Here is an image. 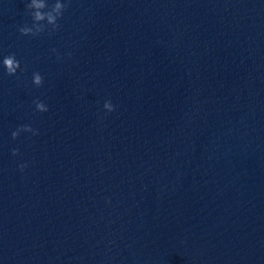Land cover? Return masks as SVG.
<instances>
[{
    "label": "water",
    "instance_id": "95a60500",
    "mask_svg": "<svg viewBox=\"0 0 264 264\" xmlns=\"http://www.w3.org/2000/svg\"><path fill=\"white\" fill-rule=\"evenodd\" d=\"M27 3L0 0V264H264V0H71L39 36Z\"/></svg>",
    "mask_w": 264,
    "mask_h": 264
},
{
    "label": "clouds",
    "instance_id": "9594fccd",
    "mask_svg": "<svg viewBox=\"0 0 264 264\" xmlns=\"http://www.w3.org/2000/svg\"><path fill=\"white\" fill-rule=\"evenodd\" d=\"M70 3L71 0H68V2H65V0H54V2L50 5L48 0H30V3H27L26 7L32 16L33 23L31 25L25 23L23 26L19 27V32L22 35L39 36L47 30L49 34H52L61 27L59 21L63 17L65 10L69 7ZM53 51L56 50L53 49ZM2 64L9 76L16 75L18 70L21 72L26 70L21 67V62L16 58L15 53H10L5 56L2 60ZM33 83L37 87L42 86L44 83V77L39 72H34ZM34 103L36 105V109L40 112H46L49 110L48 105L43 101L35 100ZM115 107L116 106L111 100H107L104 103V108L109 113L115 111ZM21 132H30L33 135H39L38 129L33 128L31 125L25 124L20 125L15 131H13V139L18 138ZM12 154L18 155L19 149H12ZM27 166L28 165L25 162L19 164L18 167L21 171H23Z\"/></svg>",
    "mask_w": 264,
    "mask_h": 264
}]
</instances>
